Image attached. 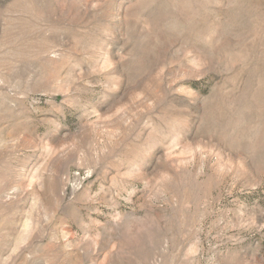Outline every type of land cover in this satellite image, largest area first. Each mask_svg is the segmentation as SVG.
<instances>
[{
    "label": "rangeland",
    "instance_id": "obj_1",
    "mask_svg": "<svg viewBox=\"0 0 264 264\" xmlns=\"http://www.w3.org/2000/svg\"><path fill=\"white\" fill-rule=\"evenodd\" d=\"M0 264H264V0H0Z\"/></svg>",
    "mask_w": 264,
    "mask_h": 264
}]
</instances>
